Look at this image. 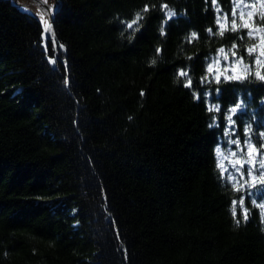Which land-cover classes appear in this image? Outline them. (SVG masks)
<instances>
[{
  "label": "trees",
  "instance_id": "16d2710c",
  "mask_svg": "<svg viewBox=\"0 0 264 264\" xmlns=\"http://www.w3.org/2000/svg\"><path fill=\"white\" fill-rule=\"evenodd\" d=\"M55 1L51 39L0 0V264H264L262 212L215 154L239 101L236 134L264 132V81L201 82L221 47L251 61L214 35L232 0Z\"/></svg>",
  "mask_w": 264,
  "mask_h": 264
},
{
  "label": "snow or ice",
  "instance_id": "6c2138e0",
  "mask_svg": "<svg viewBox=\"0 0 264 264\" xmlns=\"http://www.w3.org/2000/svg\"><path fill=\"white\" fill-rule=\"evenodd\" d=\"M258 3L262 9H264V0H258ZM212 4L216 5V0H212ZM234 7L231 11L232 19L230 24L228 22V16L225 13L223 16L219 15L221 9L219 6L215 7V11L218 14L215 19V24L219 26L218 31L214 34L220 37H223L225 32L232 33H240L243 32L244 35L239 37L240 40H244L245 36L253 41L252 45L246 47L244 52L246 55L253 61L251 65L244 63V56L238 55V45L233 43L230 48L225 50L224 47L217 49V55L213 58L212 62L207 66V74L202 78L201 82H212L219 84L221 83V76H223L224 81L236 80V81H244L248 80L250 77H255L260 81H264V74L259 70L261 67H264V24L260 27H255L256 20L264 22V11H252V9L256 8V3H244V0H233ZM165 9H167V5H163ZM148 6L145 5L143 12H148ZM175 12L172 10H167L166 16L170 20L175 16ZM247 16V19L245 18ZM143 19L141 13H136L135 19L127 24L128 29H133L134 25L138 26V22ZM223 21V23H222ZM239 21V22H238ZM45 26L48 31H51V26L47 24L45 21ZM207 32L209 35H213L212 28H208ZM161 34L163 35V29L161 30ZM259 34V35H258ZM199 37L196 32H192L190 36L187 38L188 42L191 43L193 40H197ZM63 47V46H61ZM160 50L157 49V52ZM231 56V60L229 57ZM191 59V57H189ZM221 60H223L224 66L221 69L219 67ZM55 63V60L52 61ZM155 63V61H153ZM214 65L216 69L214 71ZM236 65H241L246 74L237 75L234 71V67ZM254 69H256L254 71ZM232 74L229 75L228 73ZM178 75L180 77H187V82L185 83V87H192V79L188 77V73L184 70H181ZM209 76L212 77V81H209ZM219 91V90H217ZM143 95V93H141ZM205 96L210 95V93H205ZM194 98L200 99L199 96H195ZM241 105L236 104L235 107L228 109V115L224 117L227 121L228 127L224 131V136H235L234 139H229L228 144L234 145L235 150L230 151L228 153V163L231 166L232 171H229L228 168L224 166L222 162H220V158L224 156L221 148L218 146L215 149V154L218 159L217 169L220 172V177L223 178L225 172H228L227 179L230 183H232L233 188L236 191H241L245 188L257 189L258 191L264 190V143L260 144V147L257 148L253 142V129L251 124L248 127L243 129V143H241V137L236 135L234 131V127L236 121L233 120V115L237 113L238 109H240ZM209 112H220V107L218 105H213L208 109ZM210 127L218 126L216 124L215 117H213V122L209 125ZM262 140H264V132H260L257 134ZM231 157V159H229ZM247 166V167H246ZM245 173L247 178H245ZM237 184L240 186L237 187ZM255 204V201H253ZM236 204L237 202L234 200L232 202V214L233 217H236ZM241 207H243V200L240 201ZM261 209H264V204L258 205ZM243 218L246 220L247 210H244ZM240 221L237 220V223Z\"/></svg>",
  "mask_w": 264,
  "mask_h": 264
},
{
  "label": "rangeland",
  "instance_id": "374dc122",
  "mask_svg": "<svg viewBox=\"0 0 264 264\" xmlns=\"http://www.w3.org/2000/svg\"><path fill=\"white\" fill-rule=\"evenodd\" d=\"M14 2H16L17 4H18V6L20 7V9L21 10H23V11H25V12H28V13H30V14H34L39 20H40V22H41V24H42V26L44 27V30L47 32V29H46V26H45V21H47V24L49 23V14H48V11H49V13H51L52 15H53V13H54V11L56 10V7H57V2L55 1V0H13ZM244 3H256V8L255 9H252V11H264V9H262L261 7H260V5H259V3H258V0H244ZM234 7V4H233V0H232V4H231V8H230V11H229V13H226L227 14V16H228V22H229V24H230V21H231V19H232V16H231V11H232V8ZM225 13H221L220 15L221 16H223ZM246 19H247V16L245 17ZM239 22V21H238ZM222 23H223V21H222ZM262 24H264V22H261V21H259V20H256V24L254 25L255 27H260ZM48 33V32H47ZM259 35V34H258ZM253 43V42H252ZM252 43L249 45V46H251L252 45ZM225 50H227V49H225ZM216 55L217 54H215L213 57H211L210 58V61H209V63H211L212 62V60H213V58H215L216 57ZM232 58H231V56L229 57V60H231ZM208 63V64H209ZM224 61L223 60H221V62H220V65H219V67L222 69L223 68V66H224ZM244 63L245 64H249V65H251L252 63H253V61L251 60L250 62H245L244 61ZM215 69H216V66L214 65V71H215ZM256 69H254V71H255ZM260 71H261V73L262 74H264V67H261L260 69H259ZM234 71L236 72V74L237 75H244V74H246L245 72H244V69H243V67L241 66V65H236L235 67H234ZM229 75H231L232 73L231 72H229L228 73ZM223 77V76H222ZM237 104H240L241 105V107H240V109H238V111H237V113L236 114H238V113H240L241 111H243L244 109H245V104L243 103V102H238ZM233 107H235V106H233ZM232 108V107H231ZM229 113H227V115H228ZM236 114H234V115H236ZM233 115V116H234ZM234 120V119H233ZM249 124H251V127H252V129H253V137H252V142H253V144H254V136H256V133L258 134V133H260V132H256V130L253 128V124L252 123H250V122H248V123H246L245 124V126H247L248 127V125ZM228 127V125H227V121H226V124H225V129ZM244 128H246V127H244ZM225 129H224V131H225ZM235 129H236V124H235V127H234V131H235ZM235 133H236V131H235ZM237 135V134H236ZM235 138V136H232L231 134H230V136H224V138L221 140V143H219V145H217V147L219 146L220 148H221V150H222V152L224 153V156L223 157H221L220 158V162H222L223 164H224V166L226 167V168H228V170L229 171H232V169H231V166H230V164L228 163V159H225V157H228V153L230 152V151H233V150H235V146L234 145H230V144H228V140L229 139H234ZM243 139H244V137L242 136L241 137V143H243ZM264 141V140H263ZM261 144V143H260ZM255 145V144H254ZM258 148V147H257ZM216 149V148H215ZM216 159H217V156H216ZM229 159H231V157H229ZM217 163H218V159H217ZM247 167V166H246ZM227 176H228V172H225V174H224V178L228 181V179H227ZM245 178H247V175H246V173H245ZM229 182V181H228ZM232 184V183H231ZM240 185L239 184H237V187H239ZM243 191H245L246 193H248L249 194V196L251 197V199L253 200V201H255V204L258 206V205H260V204H264V198H256L257 200H255V196L257 195V194H259V193H261L262 192V190H260V191H258L257 189H251V190H249V189H247V188H245V189H243ZM260 208V207H259ZM260 210H261V212H262V216H263V218H264V209H261L260 208Z\"/></svg>",
  "mask_w": 264,
  "mask_h": 264
},
{
  "label": "water",
  "instance_id": "95a60500",
  "mask_svg": "<svg viewBox=\"0 0 264 264\" xmlns=\"http://www.w3.org/2000/svg\"><path fill=\"white\" fill-rule=\"evenodd\" d=\"M48 14H49V23H48V25L51 26V24H52V14L49 13V11H48ZM47 32H48L49 37L52 39V37H51V35H50V31L47 30Z\"/></svg>",
  "mask_w": 264,
  "mask_h": 264
}]
</instances>
